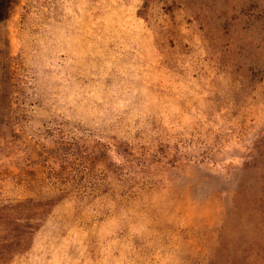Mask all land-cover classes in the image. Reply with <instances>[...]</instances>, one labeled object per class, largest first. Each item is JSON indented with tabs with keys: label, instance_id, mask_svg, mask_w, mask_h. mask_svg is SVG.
Wrapping results in <instances>:
<instances>
[{
	"label": "rangeland",
	"instance_id": "374dc122",
	"mask_svg": "<svg viewBox=\"0 0 264 264\" xmlns=\"http://www.w3.org/2000/svg\"><path fill=\"white\" fill-rule=\"evenodd\" d=\"M263 138L264 0H0L8 264H236Z\"/></svg>",
	"mask_w": 264,
	"mask_h": 264
},
{
	"label": "trees",
	"instance_id": "16d2710c",
	"mask_svg": "<svg viewBox=\"0 0 264 264\" xmlns=\"http://www.w3.org/2000/svg\"><path fill=\"white\" fill-rule=\"evenodd\" d=\"M256 153L253 160L260 159L262 161L261 167L258 168L261 177L257 192L251 203V219L255 217L256 223L258 222L261 226L256 229L259 233L256 239L253 238L238 248L239 258L235 262L236 264H264V138L256 144ZM245 168L251 169L252 166L246 165ZM23 206V204H17L0 207V264H8L14 256L20 255L28 247V240L32 231L31 225L27 223L20 224L16 219L15 221L5 222L8 214L19 210ZM6 230L7 232L3 233Z\"/></svg>",
	"mask_w": 264,
	"mask_h": 264
}]
</instances>
